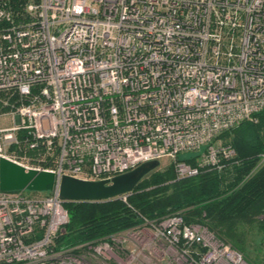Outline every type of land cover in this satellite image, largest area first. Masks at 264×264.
Instances as JSON below:
<instances>
[{"label":"built area","instance_id":"2783aa9c","mask_svg":"<svg viewBox=\"0 0 264 264\" xmlns=\"http://www.w3.org/2000/svg\"><path fill=\"white\" fill-rule=\"evenodd\" d=\"M0 109V158L57 178L0 190V264H252L180 212L58 246V183L162 158L176 179L221 168L220 135L264 109V0H0Z\"/></svg>","mask_w":264,"mask_h":264},{"label":"trees","instance_id":"16d2710c","mask_svg":"<svg viewBox=\"0 0 264 264\" xmlns=\"http://www.w3.org/2000/svg\"><path fill=\"white\" fill-rule=\"evenodd\" d=\"M256 118L220 135L234 149L232 158L218 157L221 168H206L176 179L172 164L143 177L126 201H64L68 222L56 238L57 245L97 240L139 224L142 217L180 212L187 222L205 225L244 252L239 242L241 228L257 223L264 231V219H257L264 215V165L257 166L264 153V109ZM198 154L182 153L177 160L193 164Z\"/></svg>","mask_w":264,"mask_h":264},{"label":"water","instance_id":"95a60500","mask_svg":"<svg viewBox=\"0 0 264 264\" xmlns=\"http://www.w3.org/2000/svg\"><path fill=\"white\" fill-rule=\"evenodd\" d=\"M160 166L158 159L148 160L111 178L91 180L62 175L58 195L63 201H105L130 193L146 175ZM52 171L25 168L6 158H0V190L49 191L56 185Z\"/></svg>","mask_w":264,"mask_h":264},{"label":"rangeland","instance_id":"374dc122","mask_svg":"<svg viewBox=\"0 0 264 264\" xmlns=\"http://www.w3.org/2000/svg\"><path fill=\"white\" fill-rule=\"evenodd\" d=\"M0 113H1V109H0ZM0 121H1V124H3V125L11 124V122H9L8 119H6L5 116H3V115H0ZM225 141L227 142V140H223L220 138L217 141V143L219 144V143H223ZM159 161H160V166L158 167L157 170H160V171L167 169L170 165L173 164V161L169 158H162ZM262 165H264V164H262ZM260 166H258V167H260ZM257 219H264V215L258 216ZM240 232H243V235L240 236L239 242L241 243V245L244 248V252H241V253L252 264H264V231H261L258 228L257 223H253L252 225H245L243 227V229L241 228V231H239V233ZM225 241L228 242L227 240H225ZM228 243H230V242H228Z\"/></svg>","mask_w":264,"mask_h":264}]
</instances>
